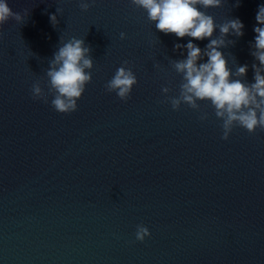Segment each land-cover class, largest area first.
Returning a JSON list of instances; mask_svg holds the SVG:
<instances>
[{"label":"water","instance_id":"1","mask_svg":"<svg viewBox=\"0 0 264 264\" xmlns=\"http://www.w3.org/2000/svg\"><path fill=\"white\" fill-rule=\"evenodd\" d=\"M7 3L24 19L0 26V264H264V130L235 127L223 140L209 101L167 102L183 79L172 60L187 56L174 45L203 50L210 39L166 35L130 0L88 11L80 0ZM262 4L201 8L217 25L244 24L220 51L233 72L248 65L249 84ZM73 37L91 47L94 67L78 109L62 114L46 71ZM124 61L138 81L127 101L106 90ZM37 82L47 103L32 97ZM137 225L151 233L143 242Z\"/></svg>","mask_w":264,"mask_h":264},{"label":"clouds","instance_id":"2","mask_svg":"<svg viewBox=\"0 0 264 264\" xmlns=\"http://www.w3.org/2000/svg\"><path fill=\"white\" fill-rule=\"evenodd\" d=\"M137 8L147 12L149 21L155 23V28L164 34H174L178 38L190 37L193 40L210 39L202 50L191 40L186 45L175 44L174 49L185 48V59L172 60L175 71L182 75L178 96H168L173 110H179L181 104H186L194 110H199L198 101H209L215 109V116L222 120L223 134L221 139L228 140L235 127L246 129L248 133H255L259 128L264 130V4L260 5L256 14L258 25L254 27L255 42L251 55L259 63H253L254 83L242 80L248 71V65H238L235 72L228 66V60L221 48L234 45V40L226 37L244 35V24L239 18L229 19L217 25L211 15L202 9L221 7L222 0H130ZM95 0H80L82 11H88ZM199 6V7H198ZM237 7L239 0H237ZM57 13L59 9L56 10ZM19 12H14L7 0H0V26L9 20L23 21ZM50 22L55 27L59 21L55 14L50 15ZM219 28L220 35L213 38L215 30ZM125 33H120L124 39ZM91 47L84 39L71 38L67 42H60L58 50L49 60L46 71L48 77V93L53 96V109L62 114H68L78 109L77 101L82 97L86 85L92 81L91 70L94 60ZM207 57L206 62L198 61ZM234 58V57H233ZM235 60V58H234ZM128 61L119 67L111 80L106 84L108 92H115L122 101L130 98L132 89L137 85V77L131 68L126 67ZM237 77L232 79V77ZM161 91L167 95L169 87ZM33 99H40L47 103V95L40 83H34L31 88ZM207 113L200 119H206ZM136 240L143 242L150 236L149 229L137 225Z\"/></svg>","mask_w":264,"mask_h":264}]
</instances>
